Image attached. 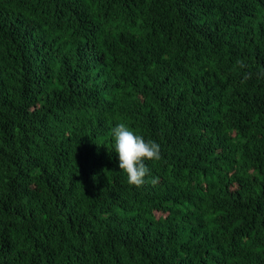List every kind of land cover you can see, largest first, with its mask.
I'll return each mask as SVG.
<instances>
[{"label":"trees","instance_id":"1","mask_svg":"<svg viewBox=\"0 0 264 264\" xmlns=\"http://www.w3.org/2000/svg\"><path fill=\"white\" fill-rule=\"evenodd\" d=\"M0 264H264V0H0Z\"/></svg>","mask_w":264,"mask_h":264},{"label":"clouds","instance_id":"2","mask_svg":"<svg viewBox=\"0 0 264 264\" xmlns=\"http://www.w3.org/2000/svg\"><path fill=\"white\" fill-rule=\"evenodd\" d=\"M214 36L213 34L212 38ZM111 138L118 168L126 175L127 183L137 187L142 185L148 172L145 161L160 159L159 144L145 140L140 134L131 131L125 123H117L112 127Z\"/></svg>","mask_w":264,"mask_h":264}]
</instances>
